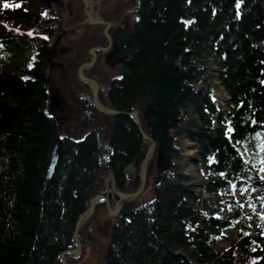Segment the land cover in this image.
<instances>
[{
  "label": "trees",
  "instance_id": "1",
  "mask_svg": "<svg viewBox=\"0 0 264 264\" xmlns=\"http://www.w3.org/2000/svg\"><path fill=\"white\" fill-rule=\"evenodd\" d=\"M48 1L0 0V264L58 262L60 252L76 247L74 224L95 195L137 189L148 146L130 117L97 112L78 80L77 68L97 45L80 25L81 0H73L63 27ZM237 4L117 0L134 16L121 68L107 71L97 60L83 74L96 82L98 103L121 112L137 111L143 86L159 71L186 74L167 109L170 165L154 175L155 108L137 111L155 142L143 188L153 180V197L122 208L105 245L92 235L106 211L97 202L76 232L81 255L66 254L65 264L80 259L85 246L103 264H264V0ZM71 26L85 28L84 38L62 40L74 45V59L72 51L62 54L60 74L46 78L50 39ZM102 28L94 27L100 34ZM50 90L70 119L78 111L72 123L56 121ZM54 144L58 159L46 180ZM187 145L193 156L183 152ZM132 162L134 174L123 177ZM108 203L112 208L116 198Z\"/></svg>",
  "mask_w": 264,
  "mask_h": 264
},
{
  "label": "water",
  "instance_id": "2",
  "mask_svg": "<svg viewBox=\"0 0 264 264\" xmlns=\"http://www.w3.org/2000/svg\"><path fill=\"white\" fill-rule=\"evenodd\" d=\"M92 4V2L88 0H82V4L84 7V23L86 25H101L103 24V21L99 19L92 18L91 16V9L89 10L88 4ZM47 6H49V1L47 2ZM92 6V5H91ZM105 29H104V35L106 36V39L109 41L106 30L108 27V24H105ZM132 32L130 31L129 33H126L121 39L118 37L117 43L119 45H125L127 43L128 36H130ZM61 35L57 36L55 41L52 43L49 51V55L51 56L55 50L56 47V42L59 40ZM98 48H90L89 53L91 55V59L83 63L77 68V77L79 81L83 82L87 88L90 90L91 94V102L93 105V108L107 116H128L132 119L136 130L138 132V135L140 139L143 142H148L147 149L145 151V154L143 156L142 162L139 166V172H138V180H139V185L135 191L132 193H119V192H114L117 198V203L120 201H131L134 198H136L143 190L144 185H145V177H146V170H147V163L151 159V156L153 154L154 148H155V142L152 138L147 136L140 128L139 125V120L137 117V111L140 112L141 114H145L148 110L155 108V113L152 119L150 120V127H151V133H153L155 130H158V135H157V142H158V152L159 155L162 157L163 160V167L161 168L162 170H166L169 165H170V158L168 156V151L169 147L171 144V140L168 134V125L166 121V115H167V109H168V104L172 97L174 96V93L176 91H179L182 88V85L186 79V74L184 72H175V73H170L166 72L164 70L159 71L154 77H152L142 88L141 90V95L137 98L136 100V110H131L130 112H121V111H116L112 109H107L102 107L96 99V94H97V85L95 81L92 79H89L85 77L82 74V70L84 68H89L92 66L95 60V51ZM66 135V133H64ZM58 155H57V144H54L51 148L50 151V157L48 160V164L45 170V179L49 180L53 174L55 165L57 163ZM135 171L133 167V162L125 166L122 170V175L125 178H129L133 172ZM157 181V178H156ZM97 202H104L106 206V210L108 214L115 215L116 212L118 211L117 206L115 205L114 207L110 208L109 204L107 202L106 196L102 195H95L88 204V207L83 211V213L78 216L73 232L71 235V239L73 243L76 245L74 249L70 250H65L59 253L58 255V262H54V264H65V259L64 256L66 254L78 257L80 255V242L77 238L76 232L78 228L83 224V222L91 215L93 212V209Z\"/></svg>",
  "mask_w": 264,
  "mask_h": 264
},
{
  "label": "flooded vegetation",
  "instance_id": "3",
  "mask_svg": "<svg viewBox=\"0 0 264 264\" xmlns=\"http://www.w3.org/2000/svg\"><path fill=\"white\" fill-rule=\"evenodd\" d=\"M107 1L108 0H105L104 3H106ZM116 2H117V0L113 1L112 3L110 2V6H97L98 13L95 14V16L92 18L99 19V20L103 21V24H101V25H94V24L93 25H85V23H84V25L86 27H88L87 28L88 34L86 36L87 37L86 39L88 40V42H91V43L93 42V43L97 44L91 48H98L95 51V60H94V63L92 64V66L98 60V63H100L103 67H105V69L107 71L108 70L112 71V70L116 69L117 67L121 68L122 59H123L122 54H123L125 47L127 46L129 38L132 35L131 34L130 36H128L127 43L123 46L119 45L117 43L118 41H116V39L118 40V37L121 39V37H123L126 33H129L130 31L132 32V23L131 24L128 23V16L126 15V11H123L122 9H120L121 6L120 7L115 6ZM92 7L93 6H91V9H92ZM88 8H89V6H88ZM91 14H92V11H91ZM83 15H84V9H83ZM84 19H85V15H84ZM130 21H131V17H130ZM105 24H108L106 33H107L109 41L106 39V36L104 35V29L106 27ZM80 25H83V22ZM95 26H102L103 27L101 30L102 34H100L99 31L94 29ZM66 34H68L69 38H71L72 40H76V36L70 35L65 29H61V31L54 37V41H55L56 37L61 35L59 40L56 42L55 50L51 56L49 55L50 47L48 48V51H47V57H48L47 60L48 61H47V65L45 68L46 71L44 70V72H43L45 74L46 78H49L50 76L55 75L58 68H59V70H60V68L62 69V65H61V61H60V56L62 54H67V53H70L72 51L73 59H74V54H75V51L73 49L74 45H68V46L66 45L65 46L62 44V40L65 38ZM60 42H61V44H60ZM83 50L84 49H81V51H83ZM87 55H88L89 59H91L89 49L87 51ZM87 69L88 68H84L82 70V74H83V71L87 70ZM97 88H98V86H97ZM50 91H52V94H54L53 90H50ZM97 92H98V90H97ZM52 94H51V96H53ZM96 99H97V94H96ZM50 108H51L50 109L51 113L54 115L56 121L59 123L64 122L66 120H69V122L72 123L73 119H75L77 112H78L76 110L73 111L72 118L70 119L68 113H66V111H62V110L58 109L57 106L54 105V102L51 104ZM64 133H66V132H64ZM133 174H134V172H133ZM131 176L129 178H131ZM112 195H113L112 197L116 198L114 191H113ZM107 197H108V199L112 198L109 194H107Z\"/></svg>",
  "mask_w": 264,
  "mask_h": 264
},
{
  "label": "rangeland",
  "instance_id": "4",
  "mask_svg": "<svg viewBox=\"0 0 264 264\" xmlns=\"http://www.w3.org/2000/svg\"><path fill=\"white\" fill-rule=\"evenodd\" d=\"M88 1L92 2L91 5L93 7L91 9V11H92L91 15H92V17H94L95 14L98 13L97 6H110V2L112 3L115 0H108L106 3H104L105 0H88ZM80 3H82V0H81ZM70 6H73V0H49V6H47V7L48 8H52L54 15H56L57 11L59 12V16L61 18L60 24H61V27H63L64 22H66L64 20H66V18H68V16L70 15ZM127 16H128V23L131 24L132 23V19L134 18V16L132 15L131 21H130L129 15H127ZM69 18H70V16H69ZM82 22H83V25H84V18L81 19L80 24ZM84 29L81 28V27L79 28V27L71 26V27H68V31L67 30L66 31L70 35L76 36V39H82L84 37L81 35V33H83ZM85 38H87V37L85 36ZM53 42H54V38L50 39V43H49L50 46L49 47H51ZM60 44H61V42H60ZM45 68H46V66H45ZM60 70H61V68H60ZM60 70L58 68L56 73L60 74ZM117 70H119V67H117L116 69L112 70L111 72H115ZM54 84H56V83L54 82ZM51 94H52V91H50V96H51ZM52 95L53 96H51V102L52 101L54 102L55 95L54 94H52ZM185 143L187 144V142H185ZM183 152L186 155H188V156H193V153L189 149L188 145L185 148H183ZM162 167H163V160H162V157L159 155V152H158L157 156H156V160H155L154 175L157 176L159 170ZM183 169H184V171L187 174L192 175L193 177H195L194 169L192 168L191 165L185 163ZM262 176H264V174ZM107 180H109V182H110V185H111L110 187H113L112 182H111V178L108 177V178H106V181ZM196 180H198V179L195 177V181ZM114 192H117V191H114ZM103 196H106V195H103ZM115 197H116V195H115ZM152 197H153V180H149V183H148L147 187L145 189H143L142 192L136 198H134L133 200H131V201H125L124 200V201H120L118 203H117V200H116L115 205L117 206L118 211L116 212L115 215L108 214L107 210L105 212L103 211V212L98 213V215H97V217L95 219V224L93 226V230H92V232H93L92 235L94 237V242L99 244V245L100 244L101 245H105L107 243L108 233H109V230H110V228L112 226V223L114 222L113 219H114V217H116V215L119 213V211L122 208H124L126 205L127 206L133 205L132 207H137L139 205H143L145 203L150 202ZM235 197L239 198V195L235 194ZM106 198H107V202H109V199H108L107 196H106ZM105 208H106V206H105ZM219 246H225V244L224 243H220ZM91 248H92V246H90V247L85 246L84 249H83V256H81L80 259L75 260V262L72 261L71 264H103V260H102L101 256L96 254ZM80 253H81V247H80ZM72 257L73 258H78V257H74V256H72Z\"/></svg>",
  "mask_w": 264,
  "mask_h": 264
},
{
  "label": "snow or ice",
  "instance_id": "5",
  "mask_svg": "<svg viewBox=\"0 0 264 264\" xmlns=\"http://www.w3.org/2000/svg\"><path fill=\"white\" fill-rule=\"evenodd\" d=\"M18 6H19V5H17V7H18ZM4 7H8V5H7V4H5V5H4ZM237 7H239V0H238ZM187 23H190V22H187Z\"/></svg>",
  "mask_w": 264,
  "mask_h": 264
},
{
  "label": "bare ground",
  "instance_id": "6",
  "mask_svg": "<svg viewBox=\"0 0 264 264\" xmlns=\"http://www.w3.org/2000/svg\"><path fill=\"white\" fill-rule=\"evenodd\" d=\"M88 6H89V10H90V9H91V4L89 3ZM90 12H91V11H90Z\"/></svg>",
  "mask_w": 264,
  "mask_h": 264
}]
</instances>
